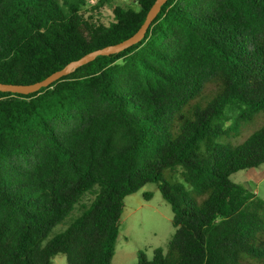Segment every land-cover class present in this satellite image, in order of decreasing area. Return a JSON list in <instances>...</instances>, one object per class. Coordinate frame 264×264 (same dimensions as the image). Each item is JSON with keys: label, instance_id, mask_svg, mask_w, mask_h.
<instances>
[{"label": "trees", "instance_id": "16d2710c", "mask_svg": "<svg viewBox=\"0 0 264 264\" xmlns=\"http://www.w3.org/2000/svg\"><path fill=\"white\" fill-rule=\"evenodd\" d=\"M154 1L0 0V82L125 40ZM260 116L264 0H167L139 42L35 92L0 91V264H110L123 200L149 182L174 232L135 264H264V200L230 179L264 164V122L217 141Z\"/></svg>", "mask_w": 264, "mask_h": 264}, {"label": "rangeland", "instance_id": "374dc122", "mask_svg": "<svg viewBox=\"0 0 264 264\" xmlns=\"http://www.w3.org/2000/svg\"><path fill=\"white\" fill-rule=\"evenodd\" d=\"M116 1L124 6L130 3V0ZM102 11L107 14V18L110 16L107 8ZM212 88L213 84L207 85L203 92L204 95ZM263 122L264 116H260L254 124L249 125L250 123L247 122L243 126V131H240L235 137L226 134L220 136L217 141L222 143L230 142L232 145L238 144L247 134ZM178 170L173 172L169 169L164 170V178L170 181L181 180ZM230 179L247 187L264 200V164L258 167L238 170L230 175ZM146 194H148V198ZM91 198L92 196L89 193H85L81 202L75 204L63 221L53 227L49 237L63 231L80 213L81 205H89ZM171 217V205L163 198L157 183H146L136 192L127 195L123 200L119 233L110 264H135L139 251L151 258L154 248L161 247L166 249L168 241L174 232ZM53 264H66L65 255L63 253L54 255Z\"/></svg>", "mask_w": 264, "mask_h": 264}, {"label": "water", "instance_id": "95a60500", "mask_svg": "<svg viewBox=\"0 0 264 264\" xmlns=\"http://www.w3.org/2000/svg\"><path fill=\"white\" fill-rule=\"evenodd\" d=\"M167 0H155L150 9L148 10L146 17L139 27V29L132 34L130 37L126 38L125 40L118 42L116 44L107 45L102 48L93 50L91 52L86 53L82 57L72 60L67 63L63 68L56 70L46 76L44 79L28 83V84H15V83H3L0 82V91H9L12 93H21V94H28L31 92H35L39 90L41 87H46L50 85L52 82L58 80L64 75L69 74L73 69L92 61L98 55H109L112 53H117L119 51L124 50L125 48L139 42L144 36L147 28L149 27L150 23L156 17L158 12L161 9V6Z\"/></svg>", "mask_w": 264, "mask_h": 264}]
</instances>
